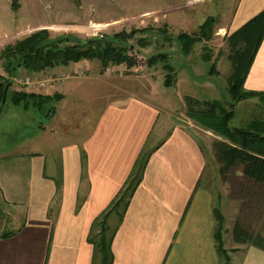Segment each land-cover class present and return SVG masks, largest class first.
Instances as JSON below:
<instances>
[{"label":"crops","instance_id":"0c3cea01","mask_svg":"<svg viewBox=\"0 0 264 264\" xmlns=\"http://www.w3.org/2000/svg\"><path fill=\"white\" fill-rule=\"evenodd\" d=\"M181 1L185 2L177 6L201 4ZM212 1L203 0V4ZM220 1L230 4L222 15H230L229 29L233 30L264 11V0ZM23 3L20 0V9ZM35 3L25 0L34 10ZM48 28L62 32L75 29L41 22L32 26L35 32H48ZM56 38H65L69 44L84 41L68 33ZM86 65L82 61L52 69L59 72L58 77L64 76L61 85L54 82L61 91L40 95L53 102L56 96L61 101L79 96L81 105L97 113L94 122L81 123V115L75 114L81 107H66L69 122L65 127L57 107L53 117L38 113L46 122L41 123V134L34 136L29 127L35 124L34 117L30 123L25 121L18 140L22 147L9 158L12 166L0 173V206L7 205L0 213V236L12 233L8 238L0 237V264H93L92 230L123 191L140 156L145 160L140 184L127 200L111 242L113 264H222L214 231L218 215L222 227L224 220L221 210L214 206L209 184L203 181L207 154L202 141L186 127L189 123L173 124L169 108L160 110L153 97L148 100L137 91L129 96L118 93L122 87L114 84L123 81L122 77H103L108 72L98 70L93 81L85 85L70 76ZM3 71L0 79H8ZM110 79L113 84L107 82ZM260 80H264V38L243 88L254 92L253 85ZM83 126H89L88 130ZM45 128L54 138L60 133L52 143L57 146V164L48 170L42 140ZM9 156L4 154L0 159ZM232 255L230 264H264V251L253 246Z\"/></svg>","mask_w":264,"mask_h":264},{"label":"rangeland","instance_id":"374dc122","mask_svg":"<svg viewBox=\"0 0 264 264\" xmlns=\"http://www.w3.org/2000/svg\"><path fill=\"white\" fill-rule=\"evenodd\" d=\"M23 1L21 9L20 0H17L16 9L12 10V0H0V51L5 46L34 33L32 26L40 22L49 25H69L75 28L66 32L53 31L48 28L51 39L61 33H68L70 36L84 40L103 37L113 42L117 39L134 64L129 67L124 64L120 66L107 65L103 72H108V74L103 77H122L123 81H118L114 85L122 87L118 93L123 96L135 94L137 91L146 95L148 100L153 97L154 102L160 105V110L169 108L173 124L184 126L183 122L189 123V126L186 124V127L204 144L207 165L203 181L209 184L208 188L213 194L214 206L221 210L224 227H226H223L222 230L221 249L230 257L238 251L234 250L235 248L243 249L245 247V245H236L232 241L231 231L236 222L245 226L249 231L264 235V184L253 185L241 174L240 168L233 169L223 178L218 173L219 165L215 160V145L219 142L230 145L225 126L228 129L242 128L254 120L264 122V103L260 100L261 97L239 101L237 95L230 93L228 89L227 77L231 74V64L228 61L231 39L241 29H229L230 15H222L225 11H229L230 4L228 6L220 0H215L204 6L203 0H192V2L201 4L181 7L177 5L185 1L27 0L31 4L33 1L36 2L34 5L36 10H34L31 5L27 7L25 0ZM62 2L67 3V6H62ZM222 7H225V10L220 9ZM206 21H208L207 27L211 29L207 39L198 35V25H202ZM213 28L216 30L224 28L225 31H212ZM132 31L134 33L136 31V33L134 34ZM138 31H142V33H138ZM180 34L183 35V39H179ZM194 38L199 40L195 39L194 41ZM150 58H152L151 64L148 63ZM84 63L87 64V67L79 69L83 71V76L80 75V78L77 79L82 84L89 85L98 70L102 71V67L98 61H84ZM3 70H5V66L0 61V73H4ZM21 70L15 72L11 77L9 76L8 80L13 81ZM46 72L56 78L59 75V72L52 69H48ZM38 75L28 77L36 80L40 79L41 75L43 76L42 73ZM72 75L77 76L74 73L70 74V76ZM54 82L60 83V85L62 83ZM54 82L41 90L25 89L13 82V86L8 88L6 102L2 107L0 104V156H4V154H11V156L0 159V173L3 171L5 173V169L12 166L8 160L12 158V154L17 153L21 146L18 140L25 121L30 123L34 117L35 124L29 127H32L34 136L41 134V123L46 122L45 118L38 113H50L53 117L55 107H57V113H60L58 117L64 120L62 127H65L69 122L67 119L69 113L66 107H81L75 112L77 116H82L79 117L81 123L84 125L89 121L91 125L94 122L97 113L89 107L81 105L82 99L79 96L66 97L64 101L56 96L54 102L53 99H50L42 111L38 110L39 107L31 110L23 109V102L21 106H15L11 101L13 91L28 94L60 92V85H54ZM107 82L112 83L111 79ZM253 87L255 88L254 92H259L264 96V80L258 81ZM91 92L94 94L93 91ZM186 98L197 101L196 104H191V107L196 110L205 107L202 104L204 102L215 101V116L212 120L207 121L211 126L220 127L223 125L222 129L216 130L205 126L203 119L190 112ZM162 100L165 101V104L160 103ZM62 107H65L64 111L61 110ZM89 112L95 114L90 113L83 116ZM227 116L230 117L229 121ZM88 128L89 126H83V130H88ZM43 131H46L42 135V140L45 141L44 156L48 170L57 164V146L52 143L60 138V133L55 134L56 138H54V134L49 136L48 129L45 128ZM121 207L123 206H120L119 209ZM6 208V204L1 205L0 213L2 209L6 210ZM112 210L113 203L105 214ZM111 216L107 223L108 227H112L116 221L115 215ZM103 219L104 216L100 217V220ZM99 229L96 228L92 232L90 239L99 240L103 227L101 230ZM4 231H7V227ZM93 264H99L98 259L94 258Z\"/></svg>","mask_w":264,"mask_h":264},{"label":"trees","instance_id":"16d2710c","mask_svg":"<svg viewBox=\"0 0 264 264\" xmlns=\"http://www.w3.org/2000/svg\"><path fill=\"white\" fill-rule=\"evenodd\" d=\"M77 2L76 0H74ZM17 0H12V10L16 9ZM208 21L199 27L198 35L207 39V35L211 33L210 27H207ZM134 33V31H132ZM136 33V31H135ZM134 33V34H135ZM142 33V31H138ZM237 34V35H236ZM181 35V34H180ZM236 35V36H235ZM121 36V35H120ZM264 38V11L246 23L238 32H236L230 44V54L228 61L231 64V74L228 78V89L230 93H235L238 100L260 98L264 103L263 95L258 92L246 91L243 88L244 81L248 71L254 61L255 55ZM183 39V35L179 36ZM199 40L194 38V41ZM121 43L110 41L103 37L96 39H87L75 43H70L65 38L52 40L46 30H39L25 38L15 41L13 44L5 46L0 51V60L4 63L8 77L12 76L18 70L22 69L29 76L45 72L48 69L58 67H67L70 64H77L82 61H98L102 70L107 65L129 67L134 64V61L126 53ZM189 50V49H188ZM187 52V49H186ZM163 57V56H161ZM154 58V57H152ZM148 60V63L151 64ZM14 64V66H13ZM39 76V75H38ZM42 77V75H41ZM40 77V78H41ZM31 78V77H30ZM34 79V78H33ZM12 80V79H11ZM8 79H0V104L3 98V93L6 87L13 86ZM8 91V90H7ZM228 91V92H229ZM47 97H43L38 93H21L14 92L11 96V101L15 106H21L23 109H33L39 107L42 111L47 104ZM188 109L195 113L197 117L203 119L205 126L211 129L221 130L222 126H211L207 120H212L215 116V102L202 103L205 107L196 110L191 107V104H196L197 101L191 98H186ZM31 106V107H29ZM229 121L230 117H226ZM227 138L230 145L226 143H217L215 160L219 165L218 173L225 178L233 169H241V174L250 181L253 185L264 184V122L260 120L251 121L242 128H230L225 126ZM143 156V154H142ZM145 156V155H144ZM82 160L84 155L82 153ZM145 160H141V156L136 161L130 179L123 187V191L113 203V210L104 214V219H98L96 228L103 230L100 232L98 241L90 239L93 246V260L98 259L99 264H113V256L111 253V242L115 235L118 225L122 222L124 211L127 209L128 201L132 197L134 191L141 181L143 164ZM120 206H123L119 209ZM115 207V208H114ZM115 215L117 226L108 227L109 217ZM107 216V218H106ZM112 216L110 217V219ZM218 226L214 231V239L217 243V252L222 259V264H230V257L221 247L222 239V217L218 215ZM1 221V220H0ZM96 221V222H97ZM222 227V228H221ZM95 228V229H96ZM94 229V230H95ZM92 230V232L94 231ZM221 230V232H220ZM232 241L239 246H253L264 251V235L249 231L245 226L236 222L232 228ZM12 235L10 232L1 234V238H8ZM238 250L239 249H234Z\"/></svg>","mask_w":264,"mask_h":264},{"label":"built area","instance_id":"2783aa9c","mask_svg":"<svg viewBox=\"0 0 264 264\" xmlns=\"http://www.w3.org/2000/svg\"><path fill=\"white\" fill-rule=\"evenodd\" d=\"M77 76H73V78H80V75L83 76V71L78 70ZM29 75L27 73H25L23 70H21V72L18 73V76L14 78V83L24 87L25 89H37V90H41L43 89L46 85L53 83L54 81H63L64 80V76L62 78L58 77H54L53 75H51L49 72H43V76L40 79H30L28 77ZM71 76V77H72Z\"/></svg>","mask_w":264,"mask_h":264},{"label":"water","instance_id":"95a60500","mask_svg":"<svg viewBox=\"0 0 264 264\" xmlns=\"http://www.w3.org/2000/svg\"><path fill=\"white\" fill-rule=\"evenodd\" d=\"M7 90H8V87L5 88L4 90V93H3V98H2V101H1V107L4 105V103L6 102V94H7Z\"/></svg>","mask_w":264,"mask_h":264}]
</instances>
